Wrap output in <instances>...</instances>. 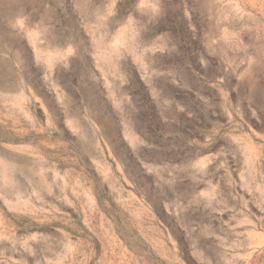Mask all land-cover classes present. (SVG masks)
<instances>
[{
    "label": "rangeland",
    "instance_id": "rangeland-1",
    "mask_svg": "<svg viewBox=\"0 0 264 264\" xmlns=\"http://www.w3.org/2000/svg\"><path fill=\"white\" fill-rule=\"evenodd\" d=\"M0 264H264V0H0Z\"/></svg>",
    "mask_w": 264,
    "mask_h": 264
}]
</instances>
